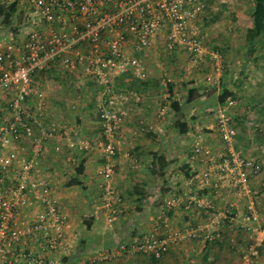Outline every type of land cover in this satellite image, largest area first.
Listing matches in <instances>:
<instances>
[{"label":"built area","instance_id":"built-area-1","mask_svg":"<svg viewBox=\"0 0 264 264\" xmlns=\"http://www.w3.org/2000/svg\"><path fill=\"white\" fill-rule=\"evenodd\" d=\"M14 1L18 4V14L24 16L23 23L17 33L0 38V99L10 96L11 110L10 116L0 124V264H62L63 255L72 248L68 235L70 219L60 207L49 181L38 174L45 141L56 130L38 121L44 114L45 94L36 89L35 74L59 64L71 72L82 70L101 87L98 112L103 127L101 146L107 156L101 169L105 179L103 207L110 224L117 218V206L123 201L112 183L113 159L118 152L121 109L131 97L117 89L119 80L143 76L141 54L162 31L166 34L167 49H185L190 66H199L210 57L218 83L224 71L223 55L208 50L197 24L209 8L207 0H10ZM171 82L170 77L160 82L163 103L159 117L165 116L168 105L172 104L168 89ZM134 95L137 101L142 100L138 93ZM34 98L36 114L28 106ZM235 105L236 99L230 97L215 109L214 130L226 143V152L215 153L196 138L192 158L209 164L201 173L200 187L210 184L215 170L218 180L228 182L238 197L246 198L242 224L249 243L242 249V258L244 264H255L264 249V225L259 209L264 180L260 189L253 187L251 181L261 174L262 167L257 158L235 148L238 134L232 112ZM153 128L151 123L143 122L144 131L151 132ZM17 142L22 144L17 146ZM76 147L79 152L92 149L91 143L81 137ZM27 151L30 157L23 155ZM15 165H18L15 183L8 187L6 169ZM182 205L189 210H204L208 219L181 231L177 235L181 240L214 241L221 237L220 229L227 221L230 227L235 226L234 217L215 210L209 199L198 194L165 200L168 210ZM26 207L35 209L34 213L25 215ZM168 249V237L143 235L120 242L113 249L100 250L89 262L139 253L161 258Z\"/></svg>","mask_w":264,"mask_h":264},{"label":"crops","instance_id":"crops-1","mask_svg":"<svg viewBox=\"0 0 264 264\" xmlns=\"http://www.w3.org/2000/svg\"><path fill=\"white\" fill-rule=\"evenodd\" d=\"M17 16H19V18H24L22 13L17 14ZM244 39H246V34ZM157 42H159V40L156 41L155 44H157ZM156 47L155 66L159 67L161 65L159 59L160 53H157ZM174 58H176V56L171 58L172 62L175 60ZM157 68L155 67V70H157L156 72H158ZM160 80V78L155 80L146 78L141 80L140 83L143 84L142 88H148L153 83L159 85ZM122 82H125V86L129 85L128 87H133L132 82H129L128 79H124ZM175 82L179 84L177 81ZM221 84L233 86L226 84L224 80ZM194 85H196V83L189 85L191 86L189 90L199 87L200 91L198 94L203 95L204 93V95L196 101L190 102L194 105V108H192L189 113L186 111L184 113L180 103L181 110L173 114L180 113V115L168 120H165V116L161 119L159 118V123L163 124L157 123L158 120H156L155 114L153 115L150 108H146L145 106L144 108H139V112L142 113L139 117L136 114L135 106L129 101L125 102L122 107L124 108V112H122L124 119L122 117L121 132L118 134V152L113 159L115 165L114 186L123 201L117 206V218L110 224L107 221V210L103 207V195L98 203V199H93V197L96 196L97 198L99 194H103L102 182L104 178L101 174V169L102 165L107 161V156L105 153L102 155L100 152L102 147L98 149L95 145H92L91 150L86 152L77 151L78 155L75 158L70 155L68 156L66 150L62 149L63 145L67 142L66 140L69 139L60 137V134H55L45 141V151L40 157L38 174L49 181L54 195L59 200L60 207L69 215L70 219L68 235L72 248L69 253L63 255L62 264H244L240 251L242 247H234L229 243L228 238L234 235L237 236L238 240H242V242L246 241L245 244H247L248 236H246L242 224L245 205L242 208L239 206L240 200L246 201V199L238 197L235 190L226 181L224 183H227L228 186L222 184L221 188H223V190L220 194H218L219 190H217L216 187L214 188L213 185L204 187H200L199 185L202 178L201 173L207 169L208 165L199 168L198 166H201L200 162H203L202 159L192 158L194 138L197 134H200L204 137V142L211 143L214 148H217L218 141L223 142V140L219 134L217 135L215 133L214 124L204 125L207 129L211 130L207 131L210 136L207 137L205 134L203 135L204 132L201 131L203 127L201 128L199 123L196 125L195 129L194 124L190 122V118L194 119V115L197 114V112L200 114L204 112L205 115L201 114V117H207V111H196V106L205 99V92L208 91V89L203 84L200 86ZM178 90L179 85H175L173 88L174 95L176 91L178 95ZM145 91L146 90H144V92ZM239 92L240 90H238V95ZM146 93L149 94L148 99L153 101L154 89L151 88L147 90ZM156 93L157 91L155 88V94ZM218 94L219 91L216 95L218 96ZM188 97L189 91H187L186 94V101ZM179 100L180 97H178V101ZM143 101L144 100H142V102ZM218 104L217 102L216 107ZM147 105L151 107L150 104ZM142 106L143 105H141V107ZM45 117L46 116H44V118ZM143 122L153 123L152 125H154L153 135L147 139H141L142 132L139 131V128H142ZM183 124H186V129H188L185 134L179 133V128L183 126ZM171 125L174 126V128L171 127V131L172 129L173 131L177 130L182 142L179 143V141L175 140V137L170 138V135H166ZM80 136V132H77L76 135H72L75 141L79 139ZM186 139L189 140L186 141ZM92 140L95 142L96 139L92 138ZM16 144L20 145L21 143L17 142ZM212 145L209 146L213 149ZM213 151L215 152V150ZM179 152V157H181V159H179V162L173 161L175 157L172 153ZM148 153H150L151 156L150 161L155 162V168L157 170L156 171L155 168L153 169L155 179L153 175L151 176V174L149 175V173H147L148 170L146 173L137 171L136 169H138L139 165L134 164L133 159L129 156L136 154L138 157ZM181 153L183 154L182 156ZM23 155L30 157L31 153L27 151ZM147 157L148 156H145V159L148 160ZM160 157H163V159ZM76 160L78 161L77 167L72 168L70 171V167L74 165ZM161 160L167 163L164 168H161L159 165ZM130 161L132 163L131 165ZM80 164L84 166L82 175L77 174V168ZM144 165L146 166V163H144ZM168 167H170L169 170ZM17 169L18 165L6 169V184L8 187L14 185ZM174 169H177V173L171 171ZM197 170H200V172L198 171V173H195ZM136 171L138 173H136ZM213 172L216 171L214 170ZM75 178L80 180V185L69 184L70 181ZM215 179L218 178L216 177ZM100 181H102L100 186H97ZM211 181L215 182V186L219 182L212 178ZM255 183L256 181L253 178L251 184H254V188ZM141 193H145V198H142ZM190 194H198L209 199L212 204L214 203L215 210L224 209L223 211L230 217H234V227H229V224H226L220 229L223 233V240L210 242L197 239L181 240L177 238V235L187 227L198 225L208 219V214H206L204 210H189L186 209L185 205L170 210L166 209L165 200L167 198ZM229 198L232 201H228ZM34 210L35 209L26 207L24 214L31 215L34 213ZM143 235L168 237L169 249L167 253L161 258L142 253L134 255L121 254L109 261L97 263L89 262L90 257L94 253L100 250L113 249L120 242L132 241ZM263 261L264 249L262 257L255 264H263Z\"/></svg>","mask_w":264,"mask_h":264},{"label":"rangeland","instance_id":"rangeland-1","mask_svg":"<svg viewBox=\"0 0 264 264\" xmlns=\"http://www.w3.org/2000/svg\"><path fill=\"white\" fill-rule=\"evenodd\" d=\"M207 1L209 3V8L206 12V15L201 17L197 21V24H199L201 28V36L208 50L219 51L223 55L224 71L219 83L215 82L217 74L210 66V57H206L204 61L199 64V66H190L188 53L185 49L181 47H177L173 51L167 49L165 44L166 34L162 31L152 43V45L145 51V53L141 54L145 68L143 76L140 78H126L129 82H132L133 87H128L129 85L125 86V82H122L124 80H119L117 89H119V91H124L129 95L132 94L130 99L127 101L131 102L132 105L135 106V110L137 112L136 114L139 117L142 115V113L139 112V108H144L145 106L146 108L151 109L150 111L153 113V115L155 114V118L158 120L157 123H159V120L162 117L157 115H159L158 111L163 103V89L160 83L163 78L170 77L172 79L171 83L174 86L179 85L178 95L177 91L175 95L172 94L171 101H178V97H180V102H178L181 103L183 108L182 111L184 113L185 111L189 113V111L194 108L193 104L186 101L187 91H189V87H191L189 85L195 83L196 85L194 86H200L202 84L205 85V87L208 89V91L205 92L206 97L203 101H201V103L195 106L197 107L196 111H207V117H201V114L205 115L204 112L201 114L197 112V114L194 115V119L190 118V122L194 124L195 129L196 125L199 123L201 128L203 127L201 129V131L204 132L203 135L205 134V136L210 137L209 132L207 131L211 130L207 129L204 125H215L216 108L214 107H216L217 104L216 94L222 86L221 82L224 80L226 84L234 85L241 80L243 85L239 87L240 92L232 112L234 116L238 115L240 117H244L246 120L245 124L243 125L239 122V120L235 119L238 134L234 145L237 147L235 148L244 155L255 157L261 160V164L263 166L262 172L258 177L254 178L256 181L255 187L260 189L262 187V181L264 180V136L262 138L258 137L255 125H257V127H264V57H260V61L256 62L254 58L259 56L260 52L255 51L252 57L247 58V48L249 43L246 39H244L247 28L253 24L250 13L254 5V0ZM7 2L10 3V0ZM22 20L23 18L16 16L13 19L12 24L9 26H4L0 20V38H5L7 36L9 37L12 34L17 33L20 25L23 23ZM158 40L159 42L155 44V42ZM155 47L157 53H160L159 59L161 65L159 67L155 66ZM175 56L176 58H174L175 60L172 62L171 58ZM155 67H158V72H156L157 70H155ZM146 78H152L153 80L160 78L161 80L159 81V85H155L153 83L148 88H142L143 84H141L140 81ZM34 80L36 89L38 91H42L45 94L43 106L44 114L42 118L38 119V121L42 122L43 126L45 127H54L56 134H60V137L62 138L69 139L66 140V144L62 147L63 150H66L68 156L70 155L76 158L78 155L76 147L77 140L75 141V139L72 137V135H76L77 132H80L81 138L87 139L91 145H95L98 149H100V147H102L100 143L103 140L102 129H100L102 126L97 112L99 109V103H101V87L92 81L90 77L86 76L82 70L71 72L59 64L55 65L50 72L41 76L37 75L34 77ZM175 81H177L179 84H176ZM169 85L168 89L170 91L171 87ZM151 88L154 89L153 101L148 99L149 94L146 93L147 90ZM155 88L157 91L156 94ZM144 90L146 91L144 92ZM136 92L142 97V100H144L143 102L142 100L140 102L137 101L136 96L134 95ZM9 101L10 96H5L4 98L0 99V124L3 123L11 114ZM125 102L123 103V106ZM257 102H259L260 105L257 106V109H255L253 104H257ZM147 104H150L151 107H148ZM141 105L143 106L141 107ZM28 106L31 108V111H33L34 114L38 113V110L36 109V98L30 100ZM168 106L169 109L165 114V120L180 115V113L173 115L174 112H177V110L175 111L172 104ZM123 110L124 108L121 109V113L124 112ZM261 110L262 113H260ZM44 116L46 117L44 118ZM122 117L124 119L123 115ZM250 121H252L253 124H250ZM171 127L174 128V126L171 125L170 130L166 135H170V138L175 137V140L179 141V143L182 142V140H180L181 138H179L180 135L178 131H173V129L171 131ZM141 129L139 128V131L142 132L141 139H147L153 135V130L151 132H147ZM195 132L199 133L197 131ZM215 133L218 135L217 131H215ZM240 134L241 136H239ZM199 137L203 144L208 146L212 145L209 142H204V137H202L200 134H197L194 139H199ZM92 138L96 139L95 142L92 140ZM187 140L189 139H186V141ZM27 143L28 141L25 144L27 145ZM17 146L19 145L17 144ZM213 150H215V153L226 152V144L222 141H218L217 148H214L213 146ZM100 152L102 155H104L103 148ZM179 154L180 152L172 153V155L175 157L173 158V161L179 162V159H181ZM182 155L183 154L181 153V156ZM129 156L131 159H133L134 164L139 165L138 169H136L137 171L146 173L148 170L147 173H149V175L151 174V176L153 175V178L155 179V173L153 172V169L156 166L155 162L150 161V153L138 157L136 154ZM145 156H148V160L145 159ZM144 163H146V166ZM200 163L201 166L199 165V168L204 165L209 166L207 162L203 161ZM131 164L132 163L130 161V165ZM77 165L78 161L76 160L74 165L70 167V171L72 168L77 167ZM169 169L170 167H168V170ZM137 171L136 173H138ZM171 171L177 173V169ZM198 171L200 172V170H197L195 173H198ZM216 177L219 178L218 173L212 172V179L219 181V186L216 188L219 190L218 194H220V192L223 190V188H221L222 184L228 186V182L224 183L225 181L215 179ZM101 182L102 181H100L97 186H100ZM102 183L103 185L105 184V179ZM112 183L114 184V176L112 178ZM214 184L215 182L211 181L208 186L213 185L215 188ZM102 195L103 194H99V197L96 198L95 196L93 199H98V203L101 200L100 198ZM261 195L262 196L259 199V208L261 209V222H263L264 189L262 190ZM228 201L232 200L229 198ZM245 204L246 201L241 199L239 202V206H241L240 208L244 207ZM223 210L224 209H221V211ZM245 243L246 241L242 242L241 240L240 247L245 246Z\"/></svg>","mask_w":264,"mask_h":264},{"label":"trees","instance_id":"trees-1","mask_svg":"<svg viewBox=\"0 0 264 264\" xmlns=\"http://www.w3.org/2000/svg\"><path fill=\"white\" fill-rule=\"evenodd\" d=\"M7 1L8 0H0V20H1V23L4 26L11 25L13 19L17 16V13H18V4H17V2L14 1V2L8 3ZM250 16L252 18L253 24L251 26H249L247 28V30H246V40L249 43V47H248V50H247V58L252 57L253 53L255 51H259L260 52L259 56H256L254 58V60L256 62H258V61H260V59H259L260 57L261 58L264 57V0H254V5L252 7ZM17 17H19V16H17ZM53 67H54V65H52L46 71H41V72L36 73L35 77L37 75L41 76V75H43L45 73L50 72ZM242 85H243V83L241 82V80L236 85H233V86H228V85L223 84L221 86V88L219 89V94L217 96V102L219 103L217 106H219L221 104H224L228 100V98H230V97H233V98L237 99L238 98L239 87L242 86ZM170 86H171L170 91H171V96H172V94H174L173 93L174 92L173 91L174 85H172V83H171ZM199 91H200L199 87H195V88L190 89L189 90V97L187 99V102H189V103L190 102H194L198 98H200L201 96L204 95V93H203V95L202 94L199 95L198 94ZM259 105H260L259 102H257V104H255V103L253 104V107L255 109H257V106H259ZM172 106L177 111L181 110V105H180V103L178 101H173L172 102ZM263 108H264V105H263ZM260 113H262V110L260 111ZM97 115L99 117V112H97ZM99 119H100V117H99ZM235 119L239 120V122L242 123L243 125L245 124L243 122V120H246V119H244V117H240L238 115H235L234 116V123H235L234 125H235V127H236ZM100 121H101V119H100ZM186 128H187L186 124H183V126H180L179 133L185 134L188 131V129H186ZM101 129L103 130V127H101ZM255 129L257 131L258 137L262 138L264 136V131H263L264 127H260V126L257 127L256 126ZM239 136H241V134ZM160 158L163 159V157H160ZM257 161H258V163L260 164V166L263 169V166L261 164V160L257 159ZM166 164L167 163H165L162 160L159 163L161 168H164L166 166ZM83 171H84V166L82 164H80V166L77 168V172H78L77 174L78 175H82ZM69 184L70 185H80L81 182H80V180L78 178H75L72 181H70ZM260 190L262 192L263 187ZM141 195H142V198H145V193H141ZM261 196H260V198H261ZM226 224H229V222L227 221L224 224V226ZM262 224L264 225V221L262 222ZM220 234H221V237H220L221 239L217 238L216 240H223L224 237H223V233L221 231H220ZM232 238L235 239L234 243L231 242ZM228 241L234 247H238L239 248V246L241 245V240H238L237 236H234V235H231L228 238ZM214 242H215V240H214ZM248 243H249V239H247V244ZM243 248H244V246L241 248V253H242V249ZM262 252H263V250H262Z\"/></svg>","mask_w":264,"mask_h":264}]
</instances>
